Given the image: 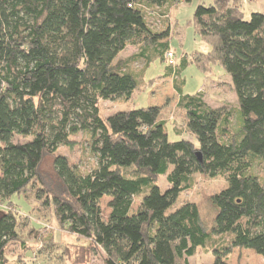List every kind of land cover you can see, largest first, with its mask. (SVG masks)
Masks as SVG:
<instances>
[{
  "label": "trees",
  "instance_id": "16d2710c",
  "mask_svg": "<svg viewBox=\"0 0 264 264\" xmlns=\"http://www.w3.org/2000/svg\"><path fill=\"white\" fill-rule=\"evenodd\" d=\"M191 1L0 0V264H10L6 250L20 239L22 214L9 204L30 189L62 227L103 250L105 264H189L208 244L212 264H229L237 247L264 257V14L247 16L238 0L199 4L190 24L209 48L177 62L171 11ZM130 45L137 51L121 58ZM155 57L168 63L164 77L194 139L170 140L158 105L102 115L101 101L131 99L152 84L144 70ZM192 63L205 73L225 68L238 115L212 107L202 90L183 92L177 78ZM79 133L88 134V169L59 152ZM47 154L58 189L40 178ZM198 173L227 181L210 197L217 213L209 229L196 202L178 205ZM216 235L229 239L219 245Z\"/></svg>",
  "mask_w": 264,
  "mask_h": 264
},
{
  "label": "rangeland",
  "instance_id": "374dc122",
  "mask_svg": "<svg viewBox=\"0 0 264 264\" xmlns=\"http://www.w3.org/2000/svg\"><path fill=\"white\" fill-rule=\"evenodd\" d=\"M243 5L246 15L252 11L264 14V0H238ZM211 3V0H192L189 3H180L172 8L170 31L172 32L171 45L176 50L177 62L186 52L192 54L194 50L206 51L209 45L196 34L194 26L190 24L193 14L199 4ZM137 51V47L128 46L121 54V58L130 56ZM133 68L141 70L143 61L135 62ZM168 63L160 57H155L144 70L145 79L152 80L151 85L136 90L131 99L116 101H101L102 115L113 114L121 110H130L149 105H158L162 108L161 120L165 121L170 140L181 138L194 139L188 130L186 114L177 105L178 95L172 85V78L164 77L168 71ZM185 94H196L200 90L206 94L205 99L212 107H222L225 111L233 109L238 115L241 108L237 94L232 86L231 76L221 64L214 65L208 73L201 70L195 63L190 64L179 73L177 78ZM235 121V116L232 117ZM21 139V138H20ZM76 142L73 148L62 146L59 152L69 157L73 164L82 169H88L94 163L89 149L88 134L79 133L72 136ZM24 140V139H21ZM261 166L257 169L261 173ZM40 178L52 189H58L59 177L54 168V156L45 155L39 166ZM194 186L182 192L178 205L185 201L196 202L204 226L209 229L214 222L217 209L210 201V197L227 186L223 176L209 177L204 174H195ZM158 183L165 189L168 185L165 177ZM41 195H44L41 192ZM17 205L9 204L12 211L22 214L19 219L20 239L12 242L6 250L10 264H105V252L101 249H92L88 241L80 240L76 235L62 227L54 218L51 209L41 207L36 198V190L30 189L24 194L13 196ZM102 200L105 214L109 212L107 202ZM141 204L140 198H135L134 209ZM0 210H4L3 206ZM217 244L228 240V235L214 236ZM88 245V246H86ZM229 264H264V257L249 248H234L228 256ZM214 261L213 246L208 244L199 247L197 253L191 256L189 264H212Z\"/></svg>",
  "mask_w": 264,
  "mask_h": 264
},
{
  "label": "built area",
  "instance_id": "2783aa9c",
  "mask_svg": "<svg viewBox=\"0 0 264 264\" xmlns=\"http://www.w3.org/2000/svg\"><path fill=\"white\" fill-rule=\"evenodd\" d=\"M168 57L170 59V62H173V57H174L173 54L169 52L168 53Z\"/></svg>",
  "mask_w": 264,
  "mask_h": 264
},
{
  "label": "crops",
  "instance_id": "0c3cea01",
  "mask_svg": "<svg viewBox=\"0 0 264 264\" xmlns=\"http://www.w3.org/2000/svg\"><path fill=\"white\" fill-rule=\"evenodd\" d=\"M171 36H172V32H171ZM171 36H170V37H171ZM167 78H168V77H167Z\"/></svg>",
  "mask_w": 264,
  "mask_h": 264
}]
</instances>
